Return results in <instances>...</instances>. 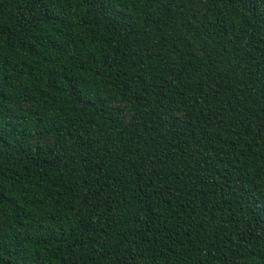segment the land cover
Segmentation results:
<instances>
[{"label": "trees", "instance_id": "trees-1", "mask_svg": "<svg viewBox=\"0 0 264 264\" xmlns=\"http://www.w3.org/2000/svg\"><path fill=\"white\" fill-rule=\"evenodd\" d=\"M0 264H264V0H0Z\"/></svg>", "mask_w": 264, "mask_h": 264}]
</instances>
